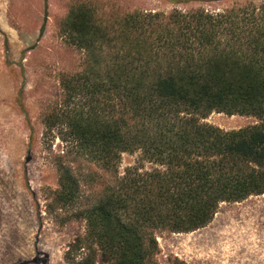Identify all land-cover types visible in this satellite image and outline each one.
<instances>
[{
  "label": "trees",
  "instance_id": "16d2710c",
  "mask_svg": "<svg viewBox=\"0 0 264 264\" xmlns=\"http://www.w3.org/2000/svg\"><path fill=\"white\" fill-rule=\"evenodd\" d=\"M60 31L84 53L82 69L62 77V106L44 118L70 140L47 212L70 210L86 227L67 264H158L157 233L196 231L220 204L264 195V0L112 23L78 5ZM213 112L259 123L226 132L201 123ZM137 152L156 168L120 174L121 155Z\"/></svg>",
  "mask_w": 264,
  "mask_h": 264
},
{
  "label": "rangeland",
  "instance_id": "374dc122",
  "mask_svg": "<svg viewBox=\"0 0 264 264\" xmlns=\"http://www.w3.org/2000/svg\"><path fill=\"white\" fill-rule=\"evenodd\" d=\"M250 1L261 0H0V264H67L68 245L85 234V221L72 218L70 210L47 212L58 189L56 162L69 151L70 140L58 128L47 132L44 118L63 104L62 77L78 73L84 60L60 31L70 9L86 5L100 22L112 23L133 13L222 11ZM201 123L228 132L259 120L213 112ZM129 167L156 168L138 152L121 155L118 172ZM156 240L158 264L174 257L186 264H264V195L222 203L204 228L165 231ZM96 264H103L99 256Z\"/></svg>",
  "mask_w": 264,
  "mask_h": 264
}]
</instances>
